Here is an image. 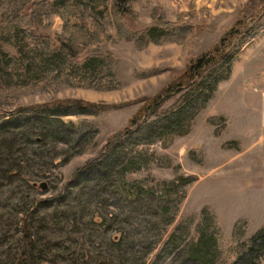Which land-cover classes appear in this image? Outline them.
Segmentation results:
<instances>
[{
    "label": "rangeland",
    "instance_id": "obj_1",
    "mask_svg": "<svg viewBox=\"0 0 264 264\" xmlns=\"http://www.w3.org/2000/svg\"><path fill=\"white\" fill-rule=\"evenodd\" d=\"M63 1L60 10L74 8ZM131 4L135 30L157 19L185 33L182 42L140 48L104 21V40L81 54L78 84L56 77L0 92V264H204L191 254L205 236L209 264H231L232 247L264 226V0ZM59 13L39 7L36 32L69 36ZM241 16L258 35L236 49ZM19 40L21 53L4 43L0 59L26 79L10 55L49 51L43 37ZM219 46L230 73L203 104L197 90L216 66L203 58ZM191 95L187 131L173 119ZM54 108L70 114L41 121Z\"/></svg>",
    "mask_w": 264,
    "mask_h": 264
},
{
    "label": "trees",
    "instance_id": "obj_2",
    "mask_svg": "<svg viewBox=\"0 0 264 264\" xmlns=\"http://www.w3.org/2000/svg\"><path fill=\"white\" fill-rule=\"evenodd\" d=\"M49 1L44 0L36 4L34 0H3V5L0 7V46L4 43H11L12 46L16 47L17 53L20 54L22 49V46L20 45L22 41L20 42V38L25 36V41H37L38 38L43 37L46 40V45L48 47L47 52H49L46 55H43L41 52L40 54L37 53V55L34 53V55L31 56L30 53L34 50L29 49L28 55L24 57L10 55V58L14 60L13 64L19 63L23 66L26 73H29L30 77L26 79H20V77H17L12 71H10L4 59L1 58L0 92H3L5 89L11 90L17 85H27L33 82L42 83L43 81H48L56 77H61V79L63 78L66 82L72 85L78 84L73 81L79 82L77 81L78 73L76 70L83 62L81 54L84 52L85 48L92 43L104 40L105 30L102 25L104 21L115 27L120 38L125 39L126 41H133L140 48H143L149 42L156 44L170 41L182 42L185 34H182V31H180L179 28H175L176 25L172 29L162 27L157 19L141 30H135L130 20L134 14L131 4L132 0H80L83 2L82 4H79L76 0L75 3H73L74 8H71L70 5L68 6V9L64 10H60L61 4L64 3L63 0ZM45 6L48 7V9L54 7L56 12H60L59 14L64 21V31L65 33H69V36H66V34L42 36L36 32L39 28V24H37L34 19V14L39 7L45 8ZM75 15L78 17V21L76 22L73 19V16ZM248 23L249 21L247 22L246 19L241 16L235 27L231 30L234 37L232 44H235L236 49L258 35L255 33L251 34V25ZM186 33L189 35L191 32L187 31ZM39 55L40 59L36 57ZM228 55L226 48H220L219 46L213 54L209 57L207 55L203 58L207 62V64L203 66L212 67L216 64L212 72H214L216 68L217 70H221L220 72L215 73L216 76H210L212 72L207 75L206 78H208V81L206 82L203 80L200 89L197 90V99L201 98L204 102L203 104L209 101L213 96L218 83L229 76L230 68L229 65H226ZM202 62L203 61H201V63ZM204 72L205 71L202 70L200 75H203ZM189 75L190 71L184 73L182 78L187 79L190 77ZM92 81L95 86H97L96 84L101 83V79L96 77L95 79H92ZM170 88L171 87H167V91L170 90ZM191 98H193V95L189 96L186 99L187 101L185 100V105H178L179 107L175 110L176 117L173 119L175 120L173 122L175 125L187 123V131L191 126L194 113H191L194 104V102L190 100ZM185 101L182 103L184 104ZM75 102L79 106V111L81 113L86 114L89 112V109H87L83 103H79V101ZM145 102L148 105H154V108L156 109L162 105L157 97L148 98ZM175 106H177V102L174 103V107ZM20 111H27V109ZM184 111L186 112L183 117L182 112ZM67 112H69V110L61 111L54 108L51 113H49L47 112V109H45L44 113L41 114L43 117L41 118V121L49 120L51 115L70 114ZM37 113L39 114L38 111ZM132 132L133 131H130L129 133ZM173 137L170 138L169 141H166L164 137L161 138L164 140V145L167 146L171 144ZM120 146H123L122 143ZM120 150H122V148H120ZM185 196L186 195L184 194V197ZM234 238L236 239L235 236ZM212 242L213 241L209 236H205L201 242L195 246L191 255L204 261V264H209L213 259L214 253ZM231 255L234 258L231 264H262V260L264 259V226L260 227L246 240L241 241L239 244L232 247Z\"/></svg>",
    "mask_w": 264,
    "mask_h": 264
},
{
    "label": "water",
    "instance_id": "obj_3",
    "mask_svg": "<svg viewBox=\"0 0 264 264\" xmlns=\"http://www.w3.org/2000/svg\"><path fill=\"white\" fill-rule=\"evenodd\" d=\"M40 187L43 189V190H46L48 188V185L46 182H43L41 183Z\"/></svg>",
    "mask_w": 264,
    "mask_h": 264
}]
</instances>
